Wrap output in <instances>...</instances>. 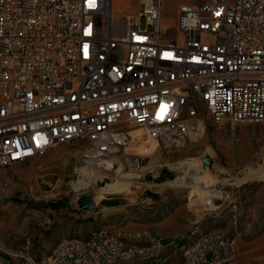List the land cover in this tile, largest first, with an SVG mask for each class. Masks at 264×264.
I'll use <instances>...</instances> for the list:
<instances>
[{"label":"built area","instance_id":"obj_1","mask_svg":"<svg viewBox=\"0 0 264 264\" xmlns=\"http://www.w3.org/2000/svg\"><path fill=\"white\" fill-rule=\"evenodd\" d=\"M163 3L0 0V167L67 144L71 181H103L143 167L146 142L182 146L210 120L264 123V0L182 3L172 34ZM146 234L62 238L49 264H115L144 252L126 239ZM184 264H237V241L193 229Z\"/></svg>","mask_w":264,"mask_h":264},{"label":"rangeland","instance_id":"obj_2","mask_svg":"<svg viewBox=\"0 0 264 264\" xmlns=\"http://www.w3.org/2000/svg\"><path fill=\"white\" fill-rule=\"evenodd\" d=\"M140 1L113 0L114 11L142 9ZM200 1L164 0L163 28L172 34L180 5ZM146 144L143 167L103 181L93 178L84 189L71 185V145L58 144L45 155L0 167V264H49L62 238H87L101 228L139 231L174 212L186 215L192 230H220L235 238L237 264H264V123L210 120L182 146ZM206 156L215 168L204 163ZM191 171L203 175L207 186L178 183ZM128 179L132 183L125 189L122 181ZM111 180L117 189L108 192ZM82 192L95 197L94 209L79 207ZM190 237L182 235L180 247ZM126 243L145 245L133 237Z\"/></svg>","mask_w":264,"mask_h":264},{"label":"crops","instance_id":"obj_3","mask_svg":"<svg viewBox=\"0 0 264 264\" xmlns=\"http://www.w3.org/2000/svg\"><path fill=\"white\" fill-rule=\"evenodd\" d=\"M197 3V2H195ZM193 3V4H195ZM147 234L140 239L146 250L130 259L120 260L115 264H184V248L179 245V238L191 234L187 216L174 212L156 223L139 229Z\"/></svg>","mask_w":264,"mask_h":264},{"label":"bare ground","instance_id":"obj_4","mask_svg":"<svg viewBox=\"0 0 264 264\" xmlns=\"http://www.w3.org/2000/svg\"><path fill=\"white\" fill-rule=\"evenodd\" d=\"M146 143H148V142H146ZM146 143H144V144H142L140 147H139V151L141 152V153H145V151H144V149H148V144H146ZM153 144V143H152ZM151 144V145H152ZM150 148H151V146H150ZM149 148V149H150ZM152 148H154V147H152ZM243 149H244V147H243ZM149 151V150H148ZM151 151V150H150ZM146 154V153H145ZM123 175V174H122ZM126 175H129V176H131L130 177V179L132 178V174H130V173H127ZM130 179H128V180H125V181H122V184H123V186L122 187H124L125 189H127L128 187H129V185L132 183V180H130ZM95 180V179H94ZM108 180H110V179H108ZM91 180H90V178L89 179H87V178H85V177H80L78 180H75V181H71V185H72V187H74V188H76V189H84V188H86V187H88L90 184H91ZM178 183H185V184H187V185H189V186H196V185H200L201 186V188H204V187H206L207 186V183L204 181V177H203V175H201V174H199V173H197V172H193V171H191V172H189V173H187V175L184 177V179H183V181H180V182H178ZM117 184H115V182L114 181H110V182H108L107 183V186H108V189L106 190V191H108V192H113V191H116L115 190V186H116ZM200 186H198V187H200ZM117 189V188H116ZM101 193H103L102 191H101ZM96 201V200H95Z\"/></svg>","mask_w":264,"mask_h":264},{"label":"water","instance_id":"obj_5","mask_svg":"<svg viewBox=\"0 0 264 264\" xmlns=\"http://www.w3.org/2000/svg\"><path fill=\"white\" fill-rule=\"evenodd\" d=\"M203 160L205 164H209L211 168H215V164L209 156L204 157ZM149 178H151V175H149ZM1 197L2 195L0 194ZM78 205L84 210L94 209L96 207L95 197L89 192H82L78 197Z\"/></svg>","mask_w":264,"mask_h":264}]
</instances>
